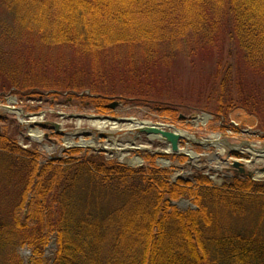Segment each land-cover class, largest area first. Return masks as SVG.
<instances>
[{
    "label": "trees",
    "instance_id": "obj_1",
    "mask_svg": "<svg viewBox=\"0 0 264 264\" xmlns=\"http://www.w3.org/2000/svg\"><path fill=\"white\" fill-rule=\"evenodd\" d=\"M220 23L264 77V0H0V99L40 100L44 92L106 115L113 98L167 97L154 110L175 124L191 107L156 90L161 71L175 52L193 56L214 43ZM22 41L67 47L91 65L51 76L43 62L4 49ZM110 56L111 67L98 60ZM227 86L202 97L222 131L229 124L220 119L234 111L261 115ZM154 158L129 168L70 149L43 162L0 131V264H25L22 249L27 264H264V181L240 176L218 187L198 173L171 182ZM182 200L192 208H178Z\"/></svg>",
    "mask_w": 264,
    "mask_h": 264
},
{
    "label": "rangeland",
    "instance_id": "obj_2",
    "mask_svg": "<svg viewBox=\"0 0 264 264\" xmlns=\"http://www.w3.org/2000/svg\"><path fill=\"white\" fill-rule=\"evenodd\" d=\"M218 30L219 33L214 43L198 51L193 56H186L182 51L175 52L174 59L170 58L169 63L165 65L167 70L161 71L156 90L163 92L164 96L167 93L171 95L170 98L175 97L174 105L178 104L179 108L182 106L191 107L192 113L190 114L184 111L180 112L183 119L178 123H166V120H163L164 118L160 116V112L154 110L157 105L153 102L156 100L162 102V99L167 97L141 99L134 96L127 97L126 100L113 98L108 103L117 102L118 106L114 110H109V114L96 115L92 109L78 106L76 102L66 103L63 98L52 97L43 92L41 94L43 98L40 100H20L18 97L13 100L9 96H3L0 99V107H15L22 110L23 113L18 115L13 112L0 111V131H6L14 137L18 145L20 144L24 148L40 153L43 161L60 159L63 152L67 150V142L80 144V141L83 140L93 143L92 148L102 150L105 153L104 157L107 159L128 166V161L135 158L137 152L135 150L129 152L130 148L124 142V140H129L133 146L143 148L141 152H137L143 160V165L147 163L146 156L155 153L161 154L160 156H163V160L168 162L169 165L164 166L163 163L158 162L159 159L157 158L152 161L155 165L158 162L160 167L171 171V182L174 178L192 180V177L198 173L209 177L216 186H222L233 177L240 176L262 181L264 180V154L258 151H264V132L261 130L264 127L262 125L264 124V77L250 70L242 61L241 56L236 53V48L228 36L229 28L226 25L222 26L220 23ZM4 49L14 55L19 54L24 58H34L43 62L45 67L50 69L49 75L52 74L51 76L55 77H69L74 70H86V67L91 65L89 58L76 57L74 52L68 50L67 47L48 48L22 41L13 45L5 43ZM111 56L104 60H98L101 64L106 61L108 66L111 67L115 63L112 61L113 57ZM225 69L229 71H227L229 73L228 80L222 78L226 76L222 74ZM214 77L218 79L215 84ZM219 82L227 83V90L236 98L242 100L243 103H247V106L255 109L261 114L260 117L251 115L249 111H246V113L241 110L234 111L228 115L227 119L220 120H228V124L230 125L231 122L236 130L233 131L229 125L225 130H220L218 126L221 122L215 120L210 113L203 111L207 109V105L204 104L202 99L205 93L213 91L212 87L218 86ZM243 94L253 98V101L249 102L241 98ZM256 97L258 98L256 99ZM207 101L213 105L212 100ZM32 111L39 112L31 113ZM40 114H43L42 120H40ZM22 116L25 118L23 119ZM97 116L132 119L133 121L148 122L158 126L169 124L189 136V138L184 137L185 139L181 140V150L183 152L191 151L198 158L192 161L189 156H185L183 153L166 155L167 145L156 139L150 141L144 135L141 136V141L138 139L133 140L132 136L127 133V130L130 129L124 126H118L114 129L110 127L97 129L96 126L92 125L93 122H98V120L93 119ZM33 118L37 120L35 123H31ZM22 121L31 123L27 124L31 125L30 129L33 131L39 130L46 138L42 137L38 143L29 139L27 125L22 126ZM18 122L20 127H18ZM54 125L58 126L57 129L54 128ZM19 128L21 133H19ZM110 132H114L115 135L107 136L106 134ZM99 134L102 137L100 139L97 138ZM216 134L220 136L218 137L220 139L219 145H211L205 142L209 139L210 141L214 140L211 137ZM92 135H95L94 139ZM91 149L83 148V150L89 151ZM252 149L257 151L253 153L259 156L251 157ZM235 150L237 153L233 155L231 152ZM246 150L251 151L248 153ZM122 152H125L124 157L119 158L118 153ZM126 152H129L130 156ZM239 153L241 156L238 155ZM229 157L242 159L240 162L242 165L237 169L232 167L229 164ZM188 203L186 202L187 206L190 204ZM52 253L53 247L50 243L46 249L45 258L49 260ZM18 255L27 264L29 251L27 249L19 250ZM162 261L159 263H162Z\"/></svg>",
    "mask_w": 264,
    "mask_h": 264
},
{
    "label": "water",
    "instance_id": "obj_3",
    "mask_svg": "<svg viewBox=\"0 0 264 264\" xmlns=\"http://www.w3.org/2000/svg\"><path fill=\"white\" fill-rule=\"evenodd\" d=\"M117 106V103H112L108 106L109 109L113 110ZM79 118V117H78ZM95 119H104L105 121H111L114 123H118L120 125L129 124L132 122L130 119H114V118H108V117H94ZM57 125H54V128L57 129ZM136 133L138 134H144L147 137H157L161 138L163 142L169 144L171 151L173 153H177L178 150V142L181 139V136L174 132H164L159 130L156 127H140L136 129ZM108 136H113V134H107ZM239 164H235L234 167L237 168ZM181 205L185 206V204L181 203Z\"/></svg>",
    "mask_w": 264,
    "mask_h": 264
},
{
    "label": "bare ground",
    "instance_id": "obj_4",
    "mask_svg": "<svg viewBox=\"0 0 264 264\" xmlns=\"http://www.w3.org/2000/svg\"><path fill=\"white\" fill-rule=\"evenodd\" d=\"M39 120V119H38ZM37 120L36 119H32V122L31 123H35ZM92 125L93 126H96V128L97 129H103V128H105V127H110V128H112V129H114V128H116L117 127V124H114V123H110V122H101V121H98V122H93L92 123ZM138 125H136V124H129L128 126H127V128H129L130 130H135L136 129V127H137ZM30 127H31V125L29 126V136H31V138H32V140L33 141H37V142H40V140L42 139V137H44V135L39 131V130H31L30 129ZM182 136H184V137H187V138H189V136L187 135V134H185V133H183V134H181ZM213 138H214V141H206V143L207 144H212V145H218V142L216 141V137L215 136H213ZM81 145H84V146H93L92 144H90V143H84V142H82L81 143ZM253 152H255V151H253ZM252 152V155H251V157H257V156H259L258 154H254ZM257 152V151H256ZM186 153L191 157V158H193V160L196 158V156H195V154L193 153V152H190V151H186ZM260 153H262V151L260 152ZM40 154V153H39ZM41 155V154H40ZM128 156H130V155H128ZM261 156V155H260ZM120 157H124V156H122V155H120ZM262 157V156H261ZM41 160H42V157H41ZM56 160H58V159H56ZM43 161V160H42ZM45 161H52L51 159H49V160H45ZM44 162V161H43ZM128 163L130 164V165H138L139 163H141V160L140 159H138V158H133L132 160H129L128 161ZM163 164L164 165H166L167 163L164 161L163 162ZM54 244V243H53Z\"/></svg>",
    "mask_w": 264,
    "mask_h": 264
}]
</instances>
